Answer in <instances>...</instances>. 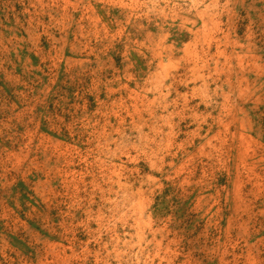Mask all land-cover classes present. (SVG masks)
I'll list each match as a JSON object with an SVG mask.
<instances>
[{"label": "rangeland", "instance_id": "374dc122", "mask_svg": "<svg viewBox=\"0 0 264 264\" xmlns=\"http://www.w3.org/2000/svg\"><path fill=\"white\" fill-rule=\"evenodd\" d=\"M0 264H264V0H0Z\"/></svg>", "mask_w": 264, "mask_h": 264}]
</instances>
